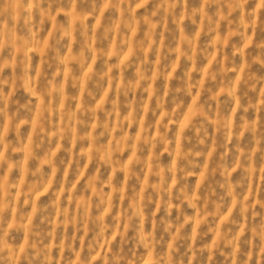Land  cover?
I'll return each mask as SVG.
<instances>
[{"label": "rangeland", "instance_id": "rangeland-1", "mask_svg": "<svg viewBox=\"0 0 264 264\" xmlns=\"http://www.w3.org/2000/svg\"><path fill=\"white\" fill-rule=\"evenodd\" d=\"M0 264H264V0H0Z\"/></svg>", "mask_w": 264, "mask_h": 264}]
</instances>
